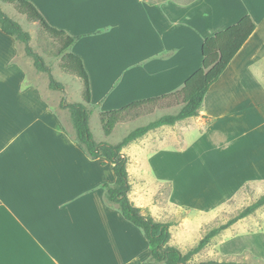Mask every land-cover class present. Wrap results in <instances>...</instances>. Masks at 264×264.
<instances>
[{
  "label": "crops",
  "instance_id": "crops-1",
  "mask_svg": "<svg viewBox=\"0 0 264 264\" xmlns=\"http://www.w3.org/2000/svg\"><path fill=\"white\" fill-rule=\"evenodd\" d=\"M30 1L51 26L78 36L71 51L84 63L90 107L99 115L178 90L202 67L207 37L245 15L256 22L253 34L206 93L199 115L150 130L123 150L129 157L130 199L144 214L170 223L169 244L188 251L202 237L211 211L192 207L179 219L183 203L174 197L175 183L152 163L159 150L134 147L159 133L184 136L193 127L209 132L216 112L220 117L240 103L236 88L264 76V0ZM10 61L4 67L16 71L7 79L16 77L37 94ZM38 99L37 108L0 104V264H165L150 259L144 232L107 202L104 184L116 180L113 163L92 158L74 128ZM30 110L33 114L27 116ZM166 178L173 190L164 197L160 192ZM247 219L259 217L249 215L224 229L217 238L219 250L212 249L215 238L193 261L204 260V254L222 259L247 252L264 262V217L252 229L242 224ZM236 242L234 250L226 249Z\"/></svg>",
  "mask_w": 264,
  "mask_h": 264
},
{
  "label": "rangeland",
  "instance_id": "rangeland-1",
  "mask_svg": "<svg viewBox=\"0 0 264 264\" xmlns=\"http://www.w3.org/2000/svg\"><path fill=\"white\" fill-rule=\"evenodd\" d=\"M0 11L19 22L30 33V45L33 50L43 57L56 81L64 87L63 90L51 89L48 74L37 69L33 57L26 53L25 44L13 36L6 35L0 28V104L37 108L39 95L40 101L54 107L68 128H74L70 111L62 104L84 103V84L76 74L64 69L60 40L51 35L39 21L19 13L12 4L0 0ZM11 39L13 46L9 43ZM13 50L15 53L10 61L9 56ZM7 61L19 66V70L27 76L28 82L36 87L37 94L31 89V85H19L16 77L7 79L11 72L14 74L16 71L4 67ZM249 82L250 84L246 83L247 87L236 88L235 94L240 99L239 104L237 101L235 107L228 109L225 114L221 113L220 117L216 112L217 117L209 132L202 133L197 127H193L184 132V136L159 133V136L141 139V143L138 142L134 147L135 151L144 147L159 150V155L152 163L164 171V177H170L175 183L174 197L183 203L179 219L189 208L208 207L211 213L208 222L201 228L202 235L211 228L229 221L264 193V76ZM180 108L181 106L175 105L129 111L109 135L105 134L100 115L93 108L89 124L97 141L118 143L135 128L155 121L165 114H175ZM32 114L31 110L27 112V116ZM172 190L173 182L164 179L160 195L166 197ZM252 215L259 217V220L251 222L247 219L242 223L249 229L259 226L263 221L260 218L264 217V206L250 216ZM218 235L212 239L216 238L212 246L214 251L219 250ZM236 246L237 242L231 248L226 246V249L234 250ZM202 256L204 260L215 259L208 258L207 254ZM223 259L264 264L247 252L218 260Z\"/></svg>",
  "mask_w": 264,
  "mask_h": 264
},
{
  "label": "trees",
  "instance_id": "trees-1",
  "mask_svg": "<svg viewBox=\"0 0 264 264\" xmlns=\"http://www.w3.org/2000/svg\"><path fill=\"white\" fill-rule=\"evenodd\" d=\"M3 1L12 4L19 13L26 15L29 19L39 21L51 35L60 40L61 52L63 53V67L76 74L82 80L85 101L84 103H64L62 105L69 109L76 139L88 154L94 159L104 157L113 163L116 180L114 184H104L106 200L109 204L117 206L127 220L138 226L144 232L149 242L151 251L150 259L165 264H261L227 259H206L196 262L193 261V256L210 244L212 239L221 231L229 228L238 220L251 215L257 209L264 206V193L226 223L208 230L202 235L195 246L183 252L180 248L169 244L172 237L170 230L171 224L157 221L151 215L144 214L142 209L136 206L130 199L129 157L123 151L127 145L144 136L150 130L163 125H174L180 120L199 115L206 93L212 84L224 73L230 62L255 31L257 25L254 19L250 15H245L237 23L207 37L202 46V67L195 71L178 90L161 96L139 100L120 109L101 112L100 119L104 132L109 135L122 117L129 111L145 107H171L181 105L177 113L165 114L155 121L130 131L118 143H110L97 141L90 128V104L92 98L89 76L81 57L71 51L78 36L70 35L64 30H59L51 26L30 0ZM0 28L6 35L13 36L25 44L26 53L33 57L37 69L48 74L51 89L63 90V85L56 81L43 57L33 50L30 45L31 35L19 22L0 11ZM102 163L105 164L106 162L103 161Z\"/></svg>",
  "mask_w": 264,
  "mask_h": 264
}]
</instances>
